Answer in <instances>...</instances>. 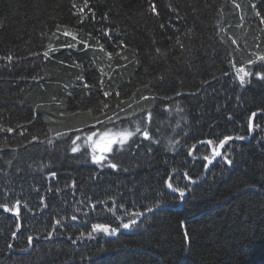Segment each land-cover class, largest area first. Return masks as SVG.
I'll return each mask as SVG.
<instances>
[{"label": "trees", "instance_id": "1", "mask_svg": "<svg viewBox=\"0 0 264 264\" xmlns=\"http://www.w3.org/2000/svg\"><path fill=\"white\" fill-rule=\"evenodd\" d=\"M150 2L155 12L149 11ZM252 3L264 13V0H0V126L13 129L0 130V204L18 213L0 211V264H264V80L252 75L241 87L235 79V67L264 74V62L247 63L258 48L264 52L259 31L264 24L250 10ZM102 28L107 36H101ZM187 28L195 36L185 38ZM65 30L72 35L65 37ZM96 36L106 51L129 57L134 51L140 59L137 64L114 57L115 71L103 78L118 90L136 91L141 79L171 72L162 94L173 100L157 101L151 122L142 121L145 114L137 109L132 120L122 116L97 124L87 116H62L58 101L51 102L71 92L72 111L82 97L76 79L81 69L73 61L87 69L85 82H98L101 72L90 66L94 51L103 57ZM177 38L192 45V56L174 46ZM84 40L93 47H85ZM153 40L167 59L150 63ZM120 41L127 47L117 48ZM66 42L76 47L67 48ZM49 43L59 51L44 60ZM96 63L107 71L106 57ZM37 73L43 79L32 81ZM98 96L103 98L101 90L87 99L95 102ZM36 104L49 105L51 123ZM138 122L142 128L147 123L156 142L141 134L130 138L121 151L109 154L121 165L117 170L94 164L82 141L76 153L70 139L56 141L55 148L43 142L45 134L54 136L50 128L70 131L74 138L90 131L134 130ZM226 136L247 139L226 142L221 152L233 164L219 157L205 175L203 157L213 148L207 141L218 144ZM169 182L187 185L183 200L167 188ZM156 204L162 209L141 217L142 226L127 233L119 227L132 213ZM94 223L118 231L79 237L81 232L86 237Z\"/></svg>", "mask_w": 264, "mask_h": 264}, {"label": "snow or ice", "instance_id": "2", "mask_svg": "<svg viewBox=\"0 0 264 264\" xmlns=\"http://www.w3.org/2000/svg\"><path fill=\"white\" fill-rule=\"evenodd\" d=\"M235 7L239 8L241 5L237 4ZM257 5L255 3H252L250 5V10L254 13L256 17H261L260 24H264V13L261 11L256 10ZM156 8L155 5H152L151 2L149 3V11L155 12ZM95 16L93 15V19ZM105 19L107 16L104 17ZM78 21L83 23V21L79 20V16L77 17ZM159 27L163 28L164 25L161 24ZM221 31H223V28H221ZM259 31L264 32V28L259 29ZM101 36H107L108 33L102 28L100 29ZM63 35L65 37L71 36L72 34L65 30L63 32ZM90 38L91 34H89ZM101 36L94 37L96 46H98V50L101 54H103V57H106L108 63L106 65L107 71L105 68H100L99 64L96 63V61L99 59L101 63H103V57H97L95 54V51L93 52V59L90 61V66L95 65L99 71L101 72V77L98 78V82L96 83H88L85 82L84 72L87 70L83 67L82 64H76L75 61H73V65L76 68L81 69L80 74L77 75L76 79L80 82L79 87H81L82 90V97L77 100L73 106L74 110L69 111V104H68V97L73 96V93L67 92L65 97L63 99H60L59 97H52L51 102L53 104H56L58 101L57 110L60 112V115H68L72 118H78L81 116H87L91 120H94L97 124H111L114 122V120H121V117L123 116L127 120H132L133 117L137 116V109L140 113L145 114L141 117L142 121L151 122L154 119V113L152 109L156 106L157 101H171L173 100L172 96L162 94L163 89L171 82L172 80V74L168 70H164L158 74H153L152 78L149 80H140L141 87L137 89L136 91H124V90H118L119 86L113 87L111 83H106L104 76H109L110 72H114L115 69H113L112 61L114 57H118L119 60L122 61H129L133 63H140L139 57L136 56V53L133 51L132 57H129L126 54H122L119 51H106L104 44L100 43ZM195 36V31L193 28H187L185 31V38H191ZM85 47L92 48L93 46L88 43L87 40L81 41ZM154 48L149 51L148 55L150 57V63H155L160 59H167L168 53L159 46L158 41L153 40L152 41ZM232 44H235L236 41L232 40ZM127 47L124 43V41H120L116 47ZM175 47H178L179 49L183 50L184 57H190L193 55L192 45L191 44H185L183 40L180 38H177L174 44ZM65 47L67 48H75L76 44L71 42H66ZM58 48H54L51 43L48 44L47 50L43 51L42 56L44 60H49L52 58V55L56 52H58ZM33 55H38L36 53H33ZM254 58H250L247 63L249 65H254L256 62H264V52L260 51L259 48L256 52L253 53ZM7 59L11 60L12 57L9 56ZM60 63H63L62 61ZM118 68H122L125 71L127 70L126 64H119L117 63ZM235 67V65H233ZM148 69H145V72L147 73ZM235 79L238 80L239 85L241 87L245 86L248 83H251L249 77L252 75H256V77L260 80H264V74H261L259 72L253 73L251 69L246 70L245 67H235ZM224 75H228V73H224ZM22 79H27L26 77H22ZM43 79V77L37 73L35 75L31 76L32 81H39ZM111 79V77H110ZM203 84H207L208 81H203ZM67 88V86H65ZM97 90L102 91V97H97L95 102L90 101L87 99V97L93 95L97 92ZM147 93V94H145ZM176 96H180L181 93L177 91L175 93ZM239 99V97H238ZM114 101V102H113ZM135 105V107H134ZM37 111H44L45 117L48 119V122L51 123L50 118H48V109L49 105L46 104H36L34 105ZM182 110V109H181ZM255 115V113H253ZM31 123V121H29ZM179 126V125H178ZM250 130L252 129V126L249 125ZM0 130L6 131V132H12L13 129L11 127L8 128H2L0 126ZM50 132L54 133V136H49L47 134L44 135L43 142L46 143V145L49 148H55L56 141H62L66 139H70L71 141V152L76 153L81 148V142L85 145H87L89 148H91V152L93 153L92 162L96 164L97 166H100L103 162L104 165H106L108 168L117 170L121 167V165L117 162H113V159L110 158L109 154H112L114 152H118L122 150V146L126 145V142L130 140V138L135 137L137 134H141L143 140L150 141V143H155L156 141L154 138L151 137L150 131L148 128L147 123L143 125V128L141 127V123H136V126L134 130L124 129L123 131L116 132L114 134H110L109 131H103L102 133L97 134L95 131H90L89 134H87L84 137H81L80 135H75L74 138H71V132L70 131H63V132H57L54 128L49 129ZM76 132H79V129H75ZM98 138H94L97 137ZM37 137L35 135L32 136V139L35 140ZM233 137L226 136L224 139L220 140L218 144H216L214 141H207V143L212 144L213 148L210 155H206L203 157L205 161L208 163L205 165L207 168L208 165L212 164L213 161L217 157H221V162L225 163L227 165L233 164V159L230 155H226L221 152V148L225 145V143L229 140H232ZM236 140H245L247 137L245 136H236ZM105 141H108V144L104 147L103 151H101V144H103ZM131 144H136V140L132 139ZM131 144H128L127 146H131ZM115 146V147H114ZM137 147H139V144H136ZM148 152L152 151L151 147L147 148ZM103 167H101L102 169ZM123 171L127 172L129 169L127 167L123 168ZM53 176H55V173H52ZM191 180V178L189 177ZM202 180V178H201ZM197 180H191L192 184H196ZM167 188L171 190L173 193H178L179 198L183 200L185 197V188H187V185L185 188L180 187H174L172 183H167ZM0 207L5 208V211H8L4 205L0 204ZM156 209L160 210L162 209V204H156ZM148 213L153 212V208L149 207L147 209ZM144 216V213L142 212H134L130 215L128 222H123L119 225L120 228L123 229H129L131 227H137L142 226L141 224H138V220ZM76 216L73 215V219L76 220ZM61 221L57 220L56 224L60 225ZM94 223L91 226V231L87 233V236L85 237V233L81 232L79 237H83V239H95L96 233H106L110 236H115L118 229L116 227L109 228L108 226L101 224L102 227L95 228ZM16 233H13V236H15ZM69 239H72L69 237ZM184 239L185 241H190L189 235L187 231L184 233ZM28 243L31 244L33 241L32 236L27 237ZM77 242L76 240L74 241ZM11 248V245L8 246Z\"/></svg>", "mask_w": 264, "mask_h": 264}, {"label": "water", "instance_id": "3", "mask_svg": "<svg viewBox=\"0 0 264 264\" xmlns=\"http://www.w3.org/2000/svg\"><path fill=\"white\" fill-rule=\"evenodd\" d=\"M250 125L252 126V124H250ZM250 132L252 133V129L250 130ZM229 141L243 142L244 140H236V139L233 138L232 140H229ZM227 142H228V141H227ZM222 149H223V148H221V151H222ZM218 158H219V157H217L213 162L217 161ZM207 163H208V162H207ZM210 166H211V164L208 165L207 168H205V175H206L208 169L210 168ZM204 177H205V176H204ZM204 177H203V178H204ZM203 178H202V179H203ZM199 181H201V179H200ZM184 198H185V197H184ZM184 198H183V199H184ZM181 204H182V201H181ZM155 210H157V209H153V211H155ZM0 211H3V212H6V213H9V214L14 215V216H17V215H18V213H17L16 210H15L14 212H8V211H5V209L0 208ZM147 214H149L148 211L144 213V216L147 215ZM144 216H142V217H144ZM140 219H141V218H140ZM140 219H139V220H140ZM139 220H138V221H139Z\"/></svg>", "mask_w": 264, "mask_h": 264}, {"label": "rangeland", "instance_id": "4", "mask_svg": "<svg viewBox=\"0 0 264 264\" xmlns=\"http://www.w3.org/2000/svg\"><path fill=\"white\" fill-rule=\"evenodd\" d=\"M116 132H120V131H109L110 134H114V133H116ZM101 133H102V132H101ZM97 134H98V136H99L100 133H97ZM98 136H97V137H94V138H98ZM126 143H127V142H126ZM107 144H108V141H105L103 144H101V151H103L104 147H105Z\"/></svg>", "mask_w": 264, "mask_h": 264}, {"label": "bare ground", "instance_id": "5", "mask_svg": "<svg viewBox=\"0 0 264 264\" xmlns=\"http://www.w3.org/2000/svg\"><path fill=\"white\" fill-rule=\"evenodd\" d=\"M99 215H100V214H99ZM127 232H128V229H125V230H124V233H127Z\"/></svg>", "mask_w": 264, "mask_h": 264}]
</instances>
